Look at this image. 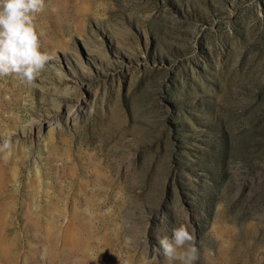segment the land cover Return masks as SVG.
Wrapping results in <instances>:
<instances>
[{
	"label": "rangeland",
	"instance_id": "obj_1",
	"mask_svg": "<svg viewBox=\"0 0 264 264\" xmlns=\"http://www.w3.org/2000/svg\"><path fill=\"white\" fill-rule=\"evenodd\" d=\"M35 25L53 60L0 78V264H164L182 224L195 264H264V0H46Z\"/></svg>",
	"mask_w": 264,
	"mask_h": 264
},
{
	"label": "clouds",
	"instance_id": "obj_2",
	"mask_svg": "<svg viewBox=\"0 0 264 264\" xmlns=\"http://www.w3.org/2000/svg\"><path fill=\"white\" fill-rule=\"evenodd\" d=\"M45 5L46 0H0V78L14 76L21 83L36 85L40 73L53 60L50 53L41 50L43 33L35 25L36 15L44 11ZM55 71L57 80L62 81L63 71L59 68ZM53 89L65 97L74 91L71 85L57 89L53 84ZM0 153L5 161L12 156L11 136L0 141ZM157 240L159 246L153 249L163 256L164 264H195L199 258L196 234L187 225L173 228L171 238L157 237ZM126 243L130 244L131 240Z\"/></svg>",
	"mask_w": 264,
	"mask_h": 264
}]
</instances>
